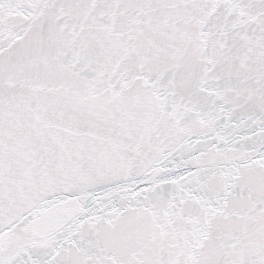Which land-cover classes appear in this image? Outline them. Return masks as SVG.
I'll use <instances>...</instances> for the list:
<instances>
[{"label":"snow or ice","instance_id":"obj_1","mask_svg":"<svg viewBox=\"0 0 264 264\" xmlns=\"http://www.w3.org/2000/svg\"><path fill=\"white\" fill-rule=\"evenodd\" d=\"M0 264H264V0H0Z\"/></svg>","mask_w":264,"mask_h":264}]
</instances>
